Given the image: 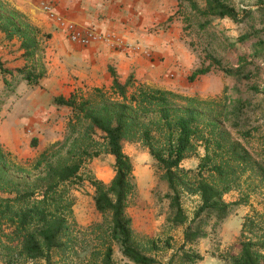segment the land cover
Here are the masks:
<instances>
[{
  "label": "trees",
  "instance_id": "obj_1",
  "mask_svg": "<svg viewBox=\"0 0 264 264\" xmlns=\"http://www.w3.org/2000/svg\"><path fill=\"white\" fill-rule=\"evenodd\" d=\"M176 1L199 19L200 30L214 19H227L239 27L236 41L247 53L238 54L235 67L207 54L209 64L187 76L192 82L218 70L233 78V86L218 100L144 84L129 93L132 75L120 83L108 66L115 98L100 89L94 90V99L75 94L54 97L53 105L71 113L64 142H55L28 166L0 144L2 264H120L114 246L127 263L158 264L154 255L171 251L166 264H197L203 256L195 246L207 237V229L215 232L235 207L248 203V193L233 201L224 197L242 186L254 192L252 177L264 193V86L250 83L254 77L250 67L264 65V0H256L253 7H235L229 0ZM0 33L5 41L19 43L23 60L15 68L0 63L1 96L8 98L20 83L37 86L45 77L46 42L51 35L6 0H0ZM238 139H256L259 149L255 153ZM124 142L140 143L153 160L159 182L167 190L163 195L168 203L166 223L181 229L177 246L170 237L141 239L135 233L127 210L137 196V186ZM36 145L32 139L30 146ZM199 149L202 155L196 168H183L182 162ZM101 154L113 157L108 183L81 172L87 159ZM84 181L92 187L94 207L102 217L87 229L94 237L85 247L70 195L73 186ZM184 195L197 199L191 217L183 207ZM219 264H264V214L253 211L244 217L238 242L220 255Z\"/></svg>",
  "mask_w": 264,
  "mask_h": 264
},
{
  "label": "rangeland",
  "instance_id": "obj_2",
  "mask_svg": "<svg viewBox=\"0 0 264 264\" xmlns=\"http://www.w3.org/2000/svg\"><path fill=\"white\" fill-rule=\"evenodd\" d=\"M235 7L255 6L256 0H229ZM51 3L53 11L57 12L56 0H42L39 2L43 13V6ZM150 7V25L147 26L149 33L169 36L174 40L169 49L170 54L174 56L170 62L179 73L175 76L169 70L159 76L160 83L151 82L149 84L140 83L132 73L133 86L129 88L131 93L137 86L144 84L150 87L170 90L186 96H196L200 99H216L222 97L224 90L229 91L234 84L232 77L224 75L221 71L212 70L206 75L198 77L196 80L189 82L187 76L200 66L209 64L207 54H211L219 59L227 67H235L238 54L247 53L237 41L240 33L239 27L227 19H214L204 29L197 27L198 18L190 13L186 4L178 5L176 0H149ZM65 23H70L74 27L77 23L63 16ZM47 19L52 22L53 29L61 32L65 39L72 42L68 36L65 27L55 23L47 15ZM42 32V29H40ZM46 33V32H45ZM49 40L46 45L49 47ZM75 43V42H72ZM77 44V43H76ZM170 44V43H169ZM167 44V45H169ZM46 47V48H47ZM146 54L148 61H162L165 55ZM183 57L182 62L180 61ZM45 60H47L45 55ZM174 62V64H172ZM46 64V61H45ZM254 77L250 83L257 86H264V65L259 64L251 66ZM47 74V70H46ZM46 74L45 77L46 78ZM129 74V75H130ZM128 75V76H129ZM166 77L170 79L169 83H161V79ZM128 78V77H127ZM43 79L37 86H29L20 89L12 98H3L0 94V102L3 101V110L0 113V144L15 156L16 160L26 166L35 161L38 155L49 148L55 142H64L69 134L68 120L70 119V110L64 107L57 108L53 105L54 92L51 93ZM95 89L98 88H79L66 89L69 94H75L77 98L95 97ZM109 97L115 98L108 86L100 89ZM1 91L0 93H2ZM53 96V97H52ZM8 99V100H7ZM30 120V121H28ZM96 133L95 137H97ZM32 139L37 140L35 147L30 146ZM99 140V139H98ZM251 151L257 152L259 145L256 139L243 141L238 139ZM124 152L131 158L133 163V173L137 186V196L132 199L127 213L132 219V225L135 233L139 238H152L162 241L165 238H172L171 243L177 246L181 242V229H172L166 223L168 215V203L163 199L167 193L165 186L159 182L156 167L146 148L140 143L124 142ZM202 150H198L197 155H192L182 162L185 169H195ZM83 174H91L97 179L108 183L113 177V157L101 154L98 157L87 159L81 169ZM252 182L256 184L254 192L248 191L242 186L240 191H232L224 198L226 201L238 199L241 194L248 193L247 205L235 207L230 214L217 227L215 232L207 229V237L199 241L195 249L203 256V259L197 264H219L220 255L225 254L238 242L241 224L246 216H252L253 211L264 214V193L261 185L252 177ZM241 193V194H240ZM73 198V216L82 245L88 246L92 243V236L87 229L102 221L101 215L95 210L93 201V189L88 182L84 181L79 185L73 186L70 191ZM182 203L186 214L191 217L192 212L197 204V199L193 196L184 195ZM91 236V237H90ZM161 245V242L159 243ZM114 257L120 264L127 263L114 246ZM171 251L158 253L154 255L158 264H166ZM0 264L1 261H0ZM81 264V263H80ZM83 264H87L84 261Z\"/></svg>",
  "mask_w": 264,
  "mask_h": 264
},
{
  "label": "crops",
  "instance_id": "obj_3",
  "mask_svg": "<svg viewBox=\"0 0 264 264\" xmlns=\"http://www.w3.org/2000/svg\"><path fill=\"white\" fill-rule=\"evenodd\" d=\"M6 1L25 14L33 25L51 35L49 47L45 50L47 60L44 58L47 74L43 78L50 96L54 92V97H68L70 94L66 89L78 87L101 89L105 85L111 89L108 66L114 68L120 83H124L130 73L146 84L160 83L159 76L167 70L174 76L179 73V69L170 66L174 56L168 51L174 40L161 32L152 35L146 29L150 25L149 0H56L58 13L76 22L79 28H90L99 36L87 46L69 42L61 32L53 29L52 22L40 8L42 0ZM18 44L16 40L5 41L0 33V63L3 67L23 65ZM150 50L154 55H165V59L148 61L146 54H151ZM161 80L163 84L171 81L166 77ZM29 86L20 83L12 94ZM1 91H4V83L0 73ZM3 107L0 102V113Z\"/></svg>",
  "mask_w": 264,
  "mask_h": 264
},
{
  "label": "built area",
  "instance_id": "obj_4",
  "mask_svg": "<svg viewBox=\"0 0 264 264\" xmlns=\"http://www.w3.org/2000/svg\"><path fill=\"white\" fill-rule=\"evenodd\" d=\"M51 3H47L43 6V10L47 13L52 21L65 27L64 30L67 31L68 38L79 45L87 46L93 41H97L99 36L94 33L90 28H79L73 26L70 23L66 24L63 16L57 15L53 10Z\"/></svg>",
  "mask_w": 264,
  "mask_h": 264
}]
</instances>
